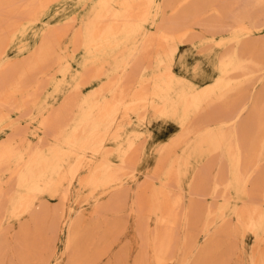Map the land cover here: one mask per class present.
<instances>
[{"label":"bare ground","instance_id":"obj_1","mask_svg":"<svg viewBox=\"0 0 264 264\" xmlns=\"http://www.w3.org/2000/svg\"><path fill=\"white\" fill-rule=\"evenodd\" d=\"M60 1L0 0V134L9 130L0 137V264H58L54 244L62 235L67 264L103 263L126 230L127 210L137 217L134 264H232L236 239L245 245L248 233L253 264H264V86L244 116L248 87L264 73V0H94L80 20L75 13L52 25L45 18ZM76 21L64 48L67 25ZM33 37H40L34 46ZM184 43L220 49L216 71L180 74ZM61 91L76 114H34L46 95ZM128 115L178 128L160 142L150 173L139 170L149 157L146 146L137 147V129L114 135L120 144L108 148L104 133L88 134L102 118L131 129ZM25 117L35 130L23 126ZM139 172L146 179L129 203V181ZM77 184L78 197L88 190L94 199L93 218L67 208ZM8 203L12 216H28L14 246ZM129 251L124 246L110 264H126Z\"/></svg>","mask_w":264,"mask_h":264},{"label":"rangeland","instance_id":"obj_2","mask_svg":"<svg viewBox=\"0 0 264 264\" xmlns=\"http://www.w3.org/2000/svg\"><path fill=\"white\" fill-rule=\"evenodd\" d=\"M93 1L94 0H89V3L87 5L81 6L79 4L78 0H61L59 2V4L57 6H54V8L51 10V12L49 14V18H45V19H46V21L51 22L52 25L53 24L59 25L58 24L59 21L64 20V19L68 18L69 16H72L73 14L77 13V15L79 16V20H80L81 17L86 16L88 11L90 10V6L93 3ZM78 24H79V21H76L72 25H67V26H69L70 29H68L67 34L62 39V47L65 48L66 45L69 43V41L72 39V36L74 34V31L78 27ZM42 26H44L43 23L39 25L40 28ZM62 26H65V25H62ZM197 29H199V27ZM20 40L17 41L14 44V46L11 47V49L9 51V54L11 55V57L13 59H15L18 56V54H20L18 52V48H17V46H18L17 44H18V42H20ZM39 41H40V37L39 38L33 37L30 40L32 46H34ZM31 45H29V46H31ZM220 52H221L220 49H211L209 51H203V50H200L198 48H195L190 43H186V44L184 43L180 46V50H179L180 54L177 58V60H178L180 57V60H179V63L176 65V70L180 74H184L186 76H189L190 78H193V75L196 73V70H197L196 68L200 66L202 71H204L205 74H208V73L213 74L216 71V68H215V66H213V64L216 60H218ZM77 68H78V65L76 63H74L73 69L76 70ZM199 75H196V79L198 81H200V80L202 81V79H204L205 77H201V75H202L201 73H199ZM263 86H264V73L262 71L260 78L254 79V81L248 87V97H246L247 108H246V111L244 113V116H246L248 114V111H249L251 104H252L254 93L257 90L261 89ZM90 88L91 87L88 86V88H85V91H88ZM48 90L50 92H52L53 87L48 86L47 91ZM46 96H47V98L46 97L44 98L45 102L39 103L33 109L34 114H39L41 109H42V112L45 111V109H47L46 111H49L50 109L58 110L60 116H65V114H67L68 116H73L74 114H76L77 108L75 106L68 105L66 103L64 91H61L57 94H53L52 96H50V95H46ZM11 114L15 118H19V114L17 112L11 111ZM151 115L153 116V112H151L150 116ZM221 116H222V113H220V117ZM129 118H130V120L134 121V124L131 127V129H130V127L126 128L129 125V123L127 124V126L125 128L118 129V127L115 124L111 125L110 121L102 118V119H99V121H98L99 125L97 127H91L88 134L95 135V134H98L99 131H101L102 135L104 133L105 137H103V136H100V137L105 138V141H106V147L105 148H108L109 146H115V144H117V146H119L118 144H120L118 141L113 142V136L114 135H119V134L123 135L122 137L118 136V139L120 140V139H123L124 137L126 138L127 135L130 136L132 129H137L138 131H140V134L137 135L138 136L137 137V142H138L137 147H138V149L139 148L141 149V147L146 146V149H148L147 150L148 151L147 152V154H148L147 158L149 157L147 162L146 161H141V162L138 161L140 164L139 170H140V172L146 171V172L150 173L154 169L156 161L159 157L160 142L169 138L170 135L176 133L178 131V128L176 127L175 124L165 125L163 123V121H161V119L156 120L153 118L154 120H151V123L146 124V123L141 122L140 117L128 115L127 120ZM20 120L22 121L23 126L28 129V131L31 132V131L36 129V125H37L36 121L34 123H30V120L27 117L21 118ZM8 132H9V130L2 132L0 134V137H3V138L7 137ZM88 134H85L83 136H87ZM31 139L34 142H36L38 138H37V136H31ZM139 153L141 154L142 152L139 151ZM143 156H144V154H143ZM99 157H101V155H99ZM140 157H141V155H140ZM140 172L135 179L129 181V186L131 187V193H130V196L128 199L129 203H132L133 200H135L137 188L146 179L144 173H140ZM189 180L190 179L187 178L186 184H185V188H186V191H185L186 199L185 200L187 203L189 201V196H190L188 193L189 192V185H188ZM155 182H158V181H155ZM80 191H81V187L79 184H77L73 187V191L71 193V198L66 203L67 208L70 209L71 208L70 205H74L73 206L74 212H75L74 214H77V212H79L81 210V213L85 212V216L87 217V219L93 218L94 215L92 212H93V200L94 199L92 198V200H91L88 197L89 196L88 190L82 191V194H81L82 197H78V195L80 194ZM86 193H87V195H86ZM86 196H87V199H86ZM108 197H109V194L103 196L102 199L106 200V199H108ZM41 198L46 199L48 201L49 205L53 208L61 207L62 202L58 197H51L49 195H44V196H41ZM204 201H205V203H209L210 201H212V198L211 197L205 198ZM7 205L8 206L6 207V213H7L6 225H9V227L12 225L13 229L15 228V230H13L10 227V232H9V235L7 238H8V243L10 245L14 246L16 243V238L19 236V232L21 229L20 227L22 226L23 222L27 221L28 216H23V217H19V218L12 216V214H11L12 204L8 203ZM121 215L123 216V218H125V220L128 223L126 228H125L126 230H124V232L122 233L120 240L114 244V246L112 248L111 256L110 257L108 256V258H104L101 261L103 263H100V264H110L112 261H114V259L116 257V255L114 256V254H117L116 252H119L126 245H130L129 257H128V261L126 264H134V262H135V258L138 255V252L140 250L139 238L136 234L137 217H136L135 213H130L129 210L122 212ZM112 217L115 218V215L114 214H108L106 219H111ZM16 233H17V235H16ZM201 239H203V238H201ZM65 240H66V236L62 235L61 238H59L56 241V243L54 244V245H56V248H57L56 251L62 255L58 264H67L68 263L69 255H68V252L65 251V245H64ZM254 242H255V239L250 233H248L245 237V245L241 246V241H239V239H236V244H238L239 248L235 251L237 253L235 254V256H233V259L231 261L232 264H253V258H252L251 254L254 250ZM8 256L11 257L10 254ZM8 263H9V260L7 258L5 264H8Z\"/></svg>","mask_w":264,"mask_h":264}]
</instances>
